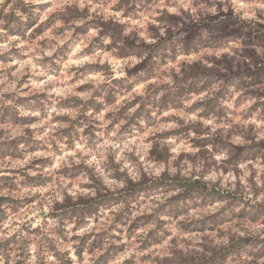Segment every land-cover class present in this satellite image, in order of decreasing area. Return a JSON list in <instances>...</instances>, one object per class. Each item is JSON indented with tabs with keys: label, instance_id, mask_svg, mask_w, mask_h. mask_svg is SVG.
<instances>
[{
	"label": "clouds",
	"instance_id": "1",
	"mask_svg": "<svg viewBox=\"0 0 264 264\" xmlns=\"http://www.w3.org/2000/svg\"><path fill=\"white\" fill-rule=\"evenodd\" d=\"M0 264H264V0H0Z\"/></svg>",
	"mask_w": 264,
	"mask_h": 264
}]
</instances>
